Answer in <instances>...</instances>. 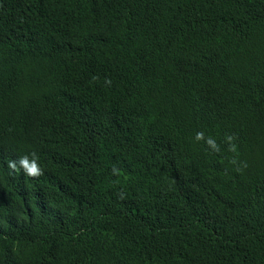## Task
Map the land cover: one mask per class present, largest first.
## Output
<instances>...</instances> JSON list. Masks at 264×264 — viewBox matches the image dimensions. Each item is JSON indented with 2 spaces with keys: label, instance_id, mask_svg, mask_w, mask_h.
<instances>
[{
  "label": "trees",
  "instance_id": "obj_1",
  "mask_svg": "<svg viewBox=\"0 0 264 264\" xmlns=\"http://www.w3.org/2000/svg\"><path fill=\"white\" fill-rule=\"evenodd\" d=\"M0 264H264V0H0Z\"/></svg>",
  "mask_w": 264,
  "mask_h": 264
},
{
  "label": "clouds",
  "instance_id": "obj_2",
  "mask_svg": "<svg viewBox=\"0 0 264 264\" xmlns=\"http://www.w3.org/2000/svg\"><path fill=\"white\" fill-rule=\"evenodd\" d=\"M202 133H198L197 134V140L202 138ZM208 143L210 145H212L213 147H215L214 141H212L211 139H209ZM19 165L20 167L23 168V170L25 171V173L33 178L39 177L40 175H42V170L39 167L36 159H32L31 161L29 160L28 156H24L19 160ZM9 168L13 169V170H19L16 167V162H10L8 165Z\"/></svg>",
  "mask_w": 264,
  "mask_h": 264
}]
</instances>
